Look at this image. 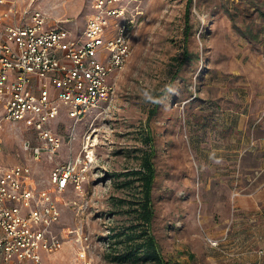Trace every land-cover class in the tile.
Returning a JSON list of instances; mask_svg holds the SVG:
<instances>
[{"label": "rangeland", "instance_id": "rangeland-1", "mask_svg": "<svg viewBox=\"0 0 264 264\" xmlns=\"http://www.w3.org/2000/svg\"><path fill=\"white\" fill-rule=\"evenodd\" d=\"M93 1L17 0L49 26L75 32ZM129 1L133 54L116 76V94L80 121L63 107L54 126L63 145L53 157L25 152L24 139L39 141L34 130L2 121L0 109V161L30 164L37 188L52 189L57 164L87 151L93 158L84 193L57 194L64 243L43 253L45 264H81L83 250L92 264H156L107 256L121 249L112 235L133 217L126 202L142 197L139 182L125 184L124 174L141 167L149 134L152 231L165 258L264 264V0H192L189 11L188 0Z\"/></svg>", "mask_w": 264, "mask_h": 264}, {"label": "built area", "instance_id": "built-area-1", "mask_svg": "<svg viewBox=\"0 0 264 264\" xmlns=\"http://www.w3.org/2000/svg\"><path fill=\"white\" fill-rule=\"evenodd\" d=\"M129 7V0H94L85 26L75 32L49 26L40 10L22 9L17 0H0L2 121L34 130L39 141L22 143L34 159L61 149L63 139L54 126L63 107L80 121L116 94V76L133 54L135 19ZM3 143L0 133V151ZM92 161L87 151L57 164L50 173L52 189L37 188L30 164L0 161V264H45L43 253L62 247L57 194L70 187L84 193ZM79 258L92 264L85 250Z\"/></svg>", "mask_w": 264, "mask_h": 264}, {"label": "trees", "instance_id": "trees-1", "mask_svg": "<svg viewBox=\"0 0 264 264\" xmlns=\"http://www.w3.org/2000/svg\"><path fill=\"white\" fill-rule=\"evenodd\" d=\"M192 0H188V9ZM188 15V13H187ZM153 112V111H152ZM149 145L148 151L145 153L139 169L128 170L124 175L129 177L125 184L132 185L133 181L139 182L142 197L140 199L130 198L126 203L133 217L127 228L118 230L112 235L115 246L120 250H114L107 254L112 260L117 262H155L156 264H175L165 258L162 253L159 242L157 241L153 231V218L155 208L152 198L154 181L156 178V166L153 160L154 145L153 137L149 134L146 138ZM121 207L125 201L119 200Z\"/></svg>", "mask_w": 264, "mask_h": 264}, {"label": "crops", "instance_id": "crops-1", "mask_svg": "<svg viewBox=\"0 0 264 264\" xmlns=\"http://www.w3.org/2000/svg\"><path fill=\"white\" fill-rule=\"evenodd\" d=\"M17 3H18V2H17ZM19 7H20V6H19ZM240 161H241V160H240ZM239 163H240V162H239ZM239 165H240V164H239ZM216 175H217V174H216ZM228 176H229V175H228ZM228 176H227V177H228ZM216 177L219 178V177H220V174L217 175ZM229 177H230V176H229Z\"/></svg>", "mask_w": 264, "mask_h": 264}, {"label": "bare ground", "instance_id": "bare-ground-1", "mask_svg": "<svg viewBox=\"0 0 264 264\" xmlns=\"http://www.w3.org/2000/svg\"><path fill=\"white\" fill-rule=\"evenodd\" d=\"M94 135V134H93ZM91 137H92V135L89 137L90 139H91ZM95 139H96V137H95ZM97 142V141H96ZM96 142H95V144H96ZM89 146H90V141H89Z\"/></svg>", "mask_w": 264, "mask_h": 264}]
</instances>
